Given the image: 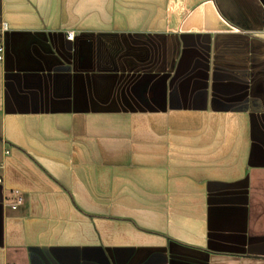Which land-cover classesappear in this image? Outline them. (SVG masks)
<instances>
[{
    "label": "crops",
    "instance_id": "crops-1",
    "mask_svg": "<svg viewBox=\"0 0 264 264\" xmlns=\"http://www.w3.org/2000/svg\"><path fill=\"white\" fill-rule=\"evenodd\" d=\"M0 37V264H264V0H0Z\"/></svg>",
    "mask_w": 264,
    "mask_h": 264
},
{
    "label": "built area",
    "instance_id": "built-area-1",
    "mask_svg": "<svg viewBox=\"0 0 264 264\" xmlns=\"http://www.w3.org/2000/svg\"><path fill=\"white\" fill-rule=\"evenodd\" d=\"M66 38H67V40H73L74 32L73 31H67ZM0 39H1V37H0ZM3 51H4V47H3V44L1 43V40H0V61L3 58Z\"/></svg>",
    "mask_w": 264,
    "mask_h": 264
}]
</instances>
